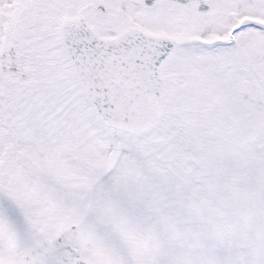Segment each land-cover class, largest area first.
I'll return each mask as SVG.
<instances>
[{
	"label": "snow or ice",
	"instance_id": "obj_1",
	"mask_svg": "<svg viewBox=\"0 0 264 264\" xmlns=\"http://www.w3.org/2000/svg\"><path fill=\"white\" fill-rule=\"evenodd\" d=\"M0 264H264V0H0Z\"/></svg>",
	"mask_w": 264,
	"mask_h": 264
}]
</instances>
